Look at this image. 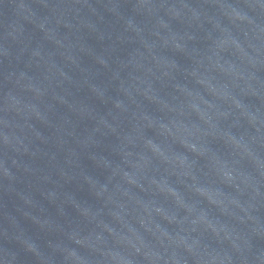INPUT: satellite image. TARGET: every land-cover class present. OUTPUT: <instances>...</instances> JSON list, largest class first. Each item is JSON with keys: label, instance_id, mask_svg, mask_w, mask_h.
<instances>
[{"label": "water", "instance_id": "1", "mask_svg": "<svg viewBox=\"0 0 264 264\" xmlns=\"http://www.w3.org/2000/svg\"><path fill=\"white\" fill-rule=\"evenodd\" d=\"M0 264H264V0H0Z\"/></svg>", "mask_w": 264, "mask_h": 264}]
</instances>
